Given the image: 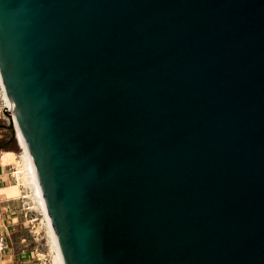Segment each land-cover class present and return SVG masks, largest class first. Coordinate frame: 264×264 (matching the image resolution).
Wrapping results in <instances>:
<instances>
[{
	"label": "water",
	"instance_id": "95a60500",
	"mask_svg": "<svg viewBox=\"0 0 264 264\" xmlns=\"http://www.w3.org/2000/svg\"><path fill=\"white\" fill-rule=\"evenodd\" d=\"M0 71L65 264H264V0H0Z\"/></svg>",
	"mask_w": 264,
	"mask_h": 264
},
{
	"label": "rangeland",
	"instance_id": "374dc122",
	"mask_svg": "<svg viewBox=\"0 0 264 264\" xmlns=\"http://www.w3.org/2000/svg\"><path fill=\"white\" fill-rule=\"evenodd\" d=\"M8 124L6 110L0 99V145L10 146L12 149L18 150L17 154H21L22 151L18 142L13 138L12 131L7 128ZM5 128L9 131L8 135L3 134V131L6 130ZM14 162L15 165L12 167V171H16L20 166L19 159H16ZM12 171L10 172L9 179L12 185L14 183L16 185V181L14 182L12 178ZM11 184L9 186H11ZM17 187L20 188V193L24 196L28 195V193L30 195L32 194V189L26 186L24 181L22 186L17 184L16 188ZM10 192L11 190H9V196ZM25 200L26 202H23V200L21 201V199L13 200L12 202L14 205L10 208L13 214L20 220L22 229L20 231H18L19 229L16 230L15 234L12 236L14 251L17 253H28L32 258V264H55L50 237L46 226L42 222L44 215L38 207V203L34 202L32 197L26 198Z\"/></svg>",
	"mask_w": 264,
	"mask_h": 264
},
{
	"label": "bare ground",
	"instance_id": "6f19581e",
	"mask_svg": "<svg viewBox=\"0 0 264 264\" xmlns=\"http://www.w3.org/2000/svg\"><path fill=\"white\" fill-rule=\"evenodd\" d=\"M0 94L3 99V104L5 108L7 109L6 116L9 119V122L15 126V130L17 132L16 141L18 142L21 148V151H22L21 154H15L12 152H10L11 154H9V158H10L9 161L11 160V158H13L12 159L13 161H16V159H19V163H20V166L18 165L19 168H17L16 171H12V178L14 182L16 181L18 185L22 186V183L24 181V184L28 186L30 189H32L31 195L28 193V195L24 196L23 194L20 193L21 192L20 188L18 187L16 188L17 184L15 185L14 183L13 185L11 184V186H8L9 188L8 190H11L10 196L15 199H19V200L21 199V201L23 200V202H26L25 200L26 198L32 197V199H34V202L38 203V207L40 208V210L42 211L44 215V219L42 222L46 226L49 237H50L51 247L54 252V263L55 264H65V261H64V258L61 252V248L58 242V238H57V235L54 229V225H53L50 213L48 211V208H47V205L44 199V195L41 189L37 171H36L34 162L32 160L30 151L28 149L27 143L25 141V138L21 132V129L19 128V124L15 117L13 106L8 96V93H7L3 78H2L1 71H0Z\"/></svg>",
	"mask_w": 264,
	"mask_h": 264
},
{
	"label": "crops",
	"instance_id": "0c3cea01",
	"mask_svg": "<svg viewBox=\"0 0 264 264\" xmlns=\"http://www.w3.org/2000/svg\"><path fill=\"white\" fill-rule=\"evenodd\" d=\"M3 134L8 135L9 131L6 129ZM10 152L17 154L18 150L0 145V264H32V258L28 253L14 251L12 236L16 230L22 229L20 220L10 210L15 199L9 196L8 190L11 184L9 175L15 165L13 158L9 161Z\"/></svg>",
	"mask_w": 264,
	"mask_h": 264
},
{
	"label": "built area",
	"instance_id": "2783aa9c",
	"mask_svg": "<svg viewBox=\"0 0 264 264\" xmlns=\"http://www.w3.org/2000/svg\"><path fill=\"white\" fill-rule=\"evenodd\" d=\"M0 98H1V101L3 102V99H2L1 94H0ZM3 106H4V104H3ZM4 109L6 110V114H7V109L5 108V106H4ZM7 120H8V122H9V119H8V118H7Z\"/></svg>",
	"mask_w": 264,
	"mask_h": 264
}]
</instances>
